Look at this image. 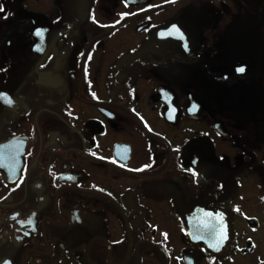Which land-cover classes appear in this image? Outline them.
<instances>
[{
  "label": "flooded vegetation",
  "instance_id": "flooded-vegetation-1",
  "mask_svg": "<svg viewBox=\"0 0 264 264\" xmlns=\"http://www.w3.org/2000/svg\"><path fill=\"white\" fill-rule=\"evenodd\" d=\"M0 7V264H264V0Z\"/></svg>",
  "mask_w": 264,
  "mask_h": 264
},
{
  "label": "snow or ice",
  "instance_id": "snow-or-ice-1",
  "mask_svg": "<svg viewBox=\"0 0 264 264\" xmlns=\"http://www.w3.org/2000/svg\"><path fill=\"white\" fill-rule=\"evenodd\" d=\"M2 11H4V9L2 7H0V12H2ZM37 34H40V33L38 32ZM237 71L243 72L244 68L241 67V68L237 69ZM193 110H195V106H194Z\"/></svg>",
  "mask_w": 264,
  "mask_h": 264
}]
</instances>
